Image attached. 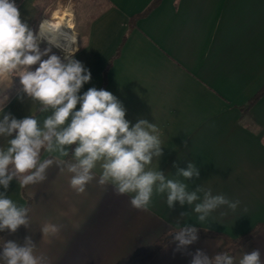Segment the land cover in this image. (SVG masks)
Instances as JSON below:
<instances>
[{"label":"crops","instance_id":"crops-1","mask_svg":"<svg viewBox=\"0 0 264 264\" xmlns=\"http://www.w3.org/2000/svg\"><path fill=\"white\" fill-rule=\"evenodd\" d=\"M153 1H75L82 23L75 58L92 77L80 94L91 87L108 90L132 124L145 118L159 127L164 154L150 167L175 179L174 164L186 168L191 161L200 175L184 181L189 190L201 186L240 203L235 211L217 209L204 223L187 205L169 209L166 194H154L147 210H137L130 195L99 185V164L84 193L73 190L71 174L54 164L40 184L23 190L11 182L10 198L18 205L30 202V227L2 234L21 244L31 236L35 254L48 264H128L159 241L164 243L148 264H190L197 249L213 257L223 238L238 240L264 224V92L258 97L264 88V0H160L130 27L129 20ZM40 2L49 14L53 4L71 0H15L31 29ZM21 87L18 76L0 80L4 112L42 120ZM45 223L59 225V233L43 236ZM178 223L199 229L198 240L183 251L172 241ZM255 249L264 261V228L228 254L238 264Z\"/></svg>","mask_w":264,"mask_h":264},{"label":"clouds","instance_id":"clouds-1","mask_svg":"<svg viewBox=\"0 0 264 264\" xmlns=\"http://www.w3.org/2000/svg\"><path fill=\"white\" fill-rule=\"evenodd\" d=\"M42 41L50 47L41 50ZM53 46L63 55L52 53ZM78 48L72 34L62 32L47 19L34 32L22 21L15 0H0V80L18 76L22 92L43 115L42 120L33 114L17 119L4 112L7 97L0 100V138L4 140L0 145V232L14 234L21 226L30 227L31 209L18 205L7 194L11 182L15 180L20 188L40 184L54 164L71 174L69 185L77 193H84L95 179L99 164V185H111L117 195H130V205L137 210H147L154 194H166L169 209L187 205L200 223L222 207L235 211L239 200L213 195L211 189L201 186L189 190L184 181L200 175L193 162L186 168L174 164L175 179L168 178L160 167H150L154 158L159 161L164 154L159 127L145 118L132 124L125 118L123 103L108 90L91 87L80 94L92 77L75 58ZM42 152L47 158H41ZM59 231L60 226L53 223L41 228L43 236H55ZM198 232L194 224L178 223L172 235L176 250L183 251L196 242ZM0 238V264H48L45 256L35 254L31 236L22 244ZM191 255L190 264H236L226 252L209 257L197 249ZM238 264L264 261L255 249L243 253Z\"/></svg>","mask_w":264,"mask_h":264},{"label":"trees","instance_id":"trees-1","mask_svg":"<svg viewBox=\"0 0 264 264\" xmlns=\"http://www.w3.org/2000/svg\"><path fill=\"white\" fill-rule=\"evenodd\" d=\"M160 0H154L150 6L140 15L138 16H134L129 20L128 25L131 27L133 25V21L136 20L138 17L144 16L146 15L150 10H152L158 3ZM46 11V6L43 3H39L36 7V12L32 17V21H31V26H32V30L34 32H36V25L40 22L41 19L44 18H48V14L45 13ZM105 73L106 70L103 72V80L105 77ZM264 92V88L263 90L259 93L258 97L261 96V94ZM257 97V98H258ZM255 98V99H257ZM25 188H23L24 190ZM24 194V193H23ZM25 197V194H24ZM27 204L26 207H30V202L28 199H26ZM262 228H264V224L263 225H259L258 227H256L254 230H252L251 232H249L248 234L244 235L243 237H241L238 240H230L228 238H223V243L219 248V253L221 252H232L235 249H237L239 246H241L245 241H247L250 237H252L255 233H257L259 230H261ZM205 235H209V236H214L212 233L210 232H202ZM3 232H0V237H2ZM1 240V238H0ZM164 242L163 241H159L158 243H156L154 245V247L150 250H148L146 253L137 256L135 258H133L128 264H148L150 262V260L153 258V256L155 255V253L159 250V248L162 246Z\"/></svg>","mask_w":264,"mask_h":264},{"label":"rangeland","instance_id":"rangeland-1","mask_svg":"<svg viewBox=\"0 0 264 264\" xmlns=\"http://www.w3.org/2000/svg\"><path fill=\"white\" fill-rule=\"evenodd\" d=\"M75 1L77 0H71V2H65V4H61L60 6L53 4L52 6H50L49 8H47L48 11H51L48 14V18H44L45 20H49L50 22L56 21L59 18H63L62 20V30L65 32H68L69 34H72L73 38L76 41V35L78 32V29L80 28V26L82 25V23H79V13L78 12V8L77 5H79L77 2L75 3ZM74 13H76L77 15V21L75 22L74 19ZM57 18V19H56ZM56 19V20H55ZM42 21V19L40 20V22ZM40 22L36 25V31L38 28V25L40 24ZM71 27V28H69ZM79 27V28H78ZM50 47V45L48 43H46L45 41H42L40 43V48L41 50ZM52 53H55L57 55H63V53L61 52L60 49L56 48V47H52ZM45 59L47 57H44Z\"/></svg>","mask_w":264,"mask_h":264},{"label":"bare ground","instance_id":"bare-ground-1","mask_svg":"<svg viewBox=\"0 0 264 264\" xmlns=\"http://www.w3.org/2000/svg\"><path fill=\"white\" fill-rule=\"evenodd\" d=\"M56 19H57V18H56ZM56 19H55V20H56ZM62 20H63V18H59V19H57L56 21H53V22H51V23H52V25H54V26H56L57 28L61 29L62 32H65V31L62 30V27H61V26H62V24H61V23H62ZM42 21H43V20H42ZM42 21H41V22H42ZM41 22H40V23H41ZM39 25H40V24H39ZM39 25H38V28H37V31H36V32L39 31ZM69 28H71V27H69ZM65 33L69 34L68 32H65ZM69 35H70V34H69ZM72 37H73V36H72ZM61 40L63 41V37H61ZM45 42L47 43V41H45ZM53 47H54V46H53Z\"/></svg>","mask_w":264,"mask_h":264}]
</instances>
